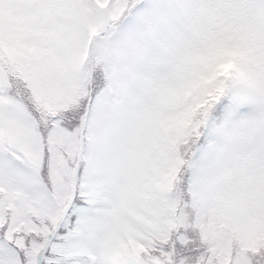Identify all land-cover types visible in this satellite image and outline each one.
<instances>
[{
  "label": "snow or ice",
  "instance_id": "snow-or-ice-1",
  "mask_svg": "<svg viewBox=\"0 0 264 264\" xmlns=\"http://www.w3.org/2000/svg\"><path fill=\"white\" fill-rule=\"evenodd\" d=\"M0 264H264V0H0Z\"/></svg>",
  "mask_w": 264,
  "mask_h": 264
}]
</instances>
